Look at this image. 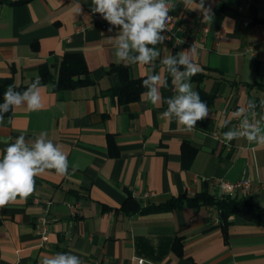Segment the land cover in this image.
<instances>
[{"label": "crops", "instance_id": "crops-1", "mask_svg": "<svg viewBox=\"0 0 264 264\" xmlns=\"http://www.w3.org/2000/svg\"><path fill=\"white\" fill-rule=\"evenodd\" d=\"M72 2L0 0V85L7 79L27 83L44 64L57 77L68 53L84 56L96 82L62 94L47 85L41 110L16 109L0 125V152L21 134L34 139L43 131L63 146L70 163L69 176L46 171L36 178L32 196L0 208V264H41L44 255L58 252L78 255L84 264H264V225L241 216H232L224 232L214 206L121 211L130 196L148 206L205 188L221 196L217 178L264 181V148L223 139L236 119L222 126L245 100H264V23L255 21L264 18V0H205L212 16L207 22L200 10L172 0L175 35L183 43L174 38L157 45L156 73L161 59L188 49L187 41L208 28L197 45L201 77L191 82L195 91L216 99L193 133L177 131L174 120L161 118L166 103L153 106L141 96L120 103L104 93L120 85L119 75L110 72L117 65L110 37L119 29L108 31L100 14L91 13V0H78L79 15L69 11ZM128 66L134 79L147 71ZM164 75L168 85L160 91L166 100L174 89ZM250 198L264 206V189L256 188ZM44 217L52 220L46 243L39 234Z\"/></svg>", "mask_w": 264, "mask_h": 264}, {"label": "clouds", "instance_id": "clouds-1", "mask_svg": "<svg viewBox=\"0 0 264 264\" xmlns=\"http://www.w3.org/2000/svg\"><path fill=\"white\" fill-rule=\"evenodd\" d=\"M187 10H200L203 22L212 19L210 8L205 7V0H182ZM175 8L172 0H91V13L100 16L113 28L119 31L113 41L114 62L146 67L142 87L146 89L141 98L153 106L167 104L161 118L177 124V131L193 133L198 121L209 116V108L191 82V78L202 71L196 62L199 56L198 46L194 43L188 49L175 56L167 55L160 60V72H155V61L161 56L158 44L169 37L162 35L171 31L169 23L172 17L169 12ZM69 11L79 15L83 12L78 0H73ZM176 40V44H182ZM171 77L174 95L165 98L160 89L167 87L164 74ZM47 85L41 84L37 75L24 91H17L15 86L8 85L0 103V125L5 122V114L16 109L25 108L29 112L39 111L44 107L42 91ZM258 109L260 111H258ZM231 119L238 124L223 133V139L246 140L257 148H264V100L257 103L247 99L242 106L231 112L222 121L228 127ZM11 123V119L8 121ZM70 163L67 153L61 144L49 138L47 132H40L34 139L19 135L14 142L8 143L0 152V208L26 200L35 193V180L46 171L54 170L57 175L69 176ZM74 174L75 167L71 168ZM41 264H84L78 255L71 252L44 255Z\"/></svg>", "mask_w": 264, "mask_h": 264}, {"label": "trees", "instance_id": "trees-1", "mask_svg": "<svg viewBox=\"0 0 264 264\" xmlns=\"http://www.w3.org/2000/svg\"><path fill=\"white\" fill-rule=\"evenodd\" d=\"M226 10L232 15L239 16V12L230 7H227ZM255 21L264 23V18H257ZM110 72H116L119 75L120 85L109 88L104 91V93L117 97L120 103H129L138 100L141 94L146 91V89L142 87V79L144 77L137 79L132 78L129 66L123 64L113 65ZM38 76L41 78V84L48 85L53 91L61 94L68 90L91 86L96 83L90 74L84 56L79 53H68L63 57L57 77L53 75L51 67L48 64H44L40 67ZM194 77L200 79L201 76L196 74ZM35 78H32L27 83L20 84H16L13 79H7L4 84L0 85V103H3V94L8 85H13L17 91L22 92ZM197 92L207 105H212L214 103L216 99L215 95L207 93L203 89H199ZM10 114H12V112L5 114V116ZM196 152L197 149L192 148V158ZM185 205L194 208H200L202 206L216 207L219 211L220 225L224 232H227L228 226L231 223V217L235 215L241 216L249 222L264 225L263 205L251 200L250 197H232L230 195L218 196L211 193L207 188L193 196L183 194L172 197L159 204H150L148 206H142L138 200L130 196L122 206L121 211L126 215H133L137 213L170 211L179 209ZM175 247L176 250L181 253V240L176 241Z\"/></svg>", "mask_w": 264, "mask_h": 264}, {"label": "built area", "instance_id": "built-area-1", "mask_svg": "<svg viewBox=\"0 0 264 264\" xmlns=\"http://www.w3.org/2000/svg\"><path fill=\"white\" fill-rule=\"evenodd\" d=\"M169 15L173 18L169 23V28L171 31H166L162 33V35H167L169 39L165 40V42H169L176 38L175 30H174V17L172 11L169 12ZM208 31V28L203 30L202 35H195L191 39L187 41V44L190 46L194 43L199 45L200 42L204 40L205 34ZM215 184L221 190L222 195H235L238 197H250L253 191L256 188L264 189V181L254 180L253 178L246 176L237 181H229L224 178L215 179ZM149 195V194H147ZM73 212L77 213L79 210V205L75 204L72 206ZM52 220L48 217H44L41 222V226L39 228V234L42 237V240L46 243L49 240V232H50V224ZM140 263H143V259H139Z\"/></svg>", "mask_w": 264, "mask_h": 264}, {"label": "rangeland", "instance_id": "rangeland-1", "mask_svg": "<svg viewBox=\"0 0 264 264\" xmlns=\"http://www.w3.org/2000/svg\"><path fill=\"white\" fill-rule=\"evenodd\" d=\"M230 196L234 197V195H230Z\"/></svg>", "mask_w": 264, "mask_h": 264}]
</instances>
